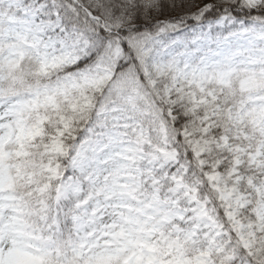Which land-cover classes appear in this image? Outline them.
<instances>
[{"label": "snow or ice", "instance_id": "1", "mask_svg": "<svg viewBox=\"0 0 264 264\" xmlns=\"http://www.w3.org/2000/svg\"><path fill=\"white\" fill-rule=\"evenodd\" d=\"M0 264H264V0H0Z\"/></svg>", "mask_w": 264, "mask_h": 264}]
</instances>
